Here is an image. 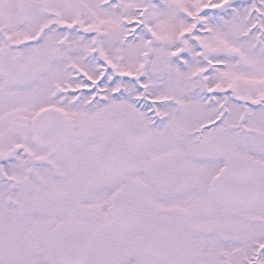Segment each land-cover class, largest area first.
Segmentation results:
<instances>
[{
	"label": "snow or ice",
	"instance_id": "obj_1",
	"mask_svg": "<svg viewBox=\"0 0 264 264\" xmlns=\"http://www.w3.org/2000/svg\"><path fill=\"white\" fill-rule=\"evenodd\" d=\"M0 264H264V0H0Z\"/></svg>",
	"mask_w": 264,
	"mask_h": 264
}]
</instances>
